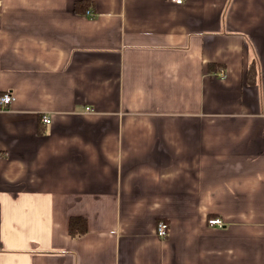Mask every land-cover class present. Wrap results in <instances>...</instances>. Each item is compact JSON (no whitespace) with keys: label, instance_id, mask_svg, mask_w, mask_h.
<instances>
[{"label":"crops","instance_id":"0c3cea01","mask_svg":"<svg viewBox=\"0 0 264 264\" xmlns=\"http://www.w3.org/2000/svg\"><path fill=\"white\" fill-rule=\"evenodd\" d=\"M8 91L0 264H264V0H0Z\"/></svg>","mask_w":264,"mask_h":264},{"label":"built area","instance_id":"2783aa9c","mask_svg":"<svg viewBox=\"0 0 264 264\" xmlns=\"http://www.w3.org/2000/svg\"><path fill=\"white\" fill-rule=\"evenodd\" d=\"M172 2L176 3V4H181L183 3L184 0H171ZM87 14H91L90 11L86 10ZM223 75V74H220ZM15 100V96L13 95L12 92L8 91V92H4L0 95V106L1 108H7L9 106V104L11 102H13ZM86 111H91V109L89 107L85 108ZM43 122L48 123L50 122L49 117L47 116H43ZM208 224L210 226H218V227H222V222L220 219L218 218H210L208 220ZM167 231H168V226H167V222L164 220H159L156 224L155 227V232L157 234L158 237L160 238H165L167 235Z\"/></svg>","mask_w":264,"mask_h":264},{"label":"trees","instance_id":"16d2710c","mask_svg":"<svg viewBox=\"0 0 264 264\" xmlns=\"http://www.w3.org/2000/svg\"><path fill=\"white\" fill-rule=\"evenodd\" d=\"M68 227L72 233H74L75 230L81 232L85 230L84 221L81 222L79 218H71L68 222Z\"/></svg>","mask_w":264,"mask_h":264}]
</instances>
